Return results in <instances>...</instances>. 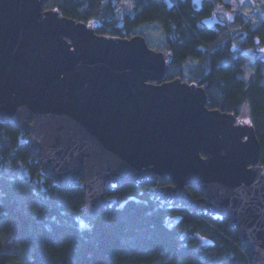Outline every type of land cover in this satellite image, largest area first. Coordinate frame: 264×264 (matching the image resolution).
Here are the masks:
<instances>
[{
  "label": "water",
  "instance_id": "95a60500",
  "mask_svg": "<svg viewBox=\"0 0 264 264\" xmlns=\"http://www.w3.org/2000/svg\"><path fill=\"white\" fill-rule=\"evenodd\" d=\"M43 1L0 0V122L21 130L43 176L83 188L81 220L90 227L115 205L108 193L149 185L156 201L228 220L253 264H264V165L254 125L208 107L204 85L167 79L171 49L150 48L143 34H99ZM217 21L202 19L208 27Z\"/></svg>",
  "mask_w": 264,
  "mask_h": 264
},
{
  "label": "trees",
  "instance_id": "16d2710c",
  "mask_svg": "<svg viewBox=\"0 0 264 264\" xmlns=\"http://www.w3.org/2000/svg\"><path fill=\"white\" fill-rule=\"evenodd\" d=\"M43 2L44 9H59L77 21L98 22L99 34L131 36L141 25L159 23L165 47L174 52L167 79L180 76L204 85L208 107L238 117L247 107L264 165L262 63L248 80L241 77L248 62L242 50L254 46V34L264 42V20L256 28L240 17L234 22L242 24L240 29L208 27L202 19L213 14L216 0L197 5L193 0H134L120 27L112 0ZM21 136L18 128L0 122V240L5 238L0 264H14L18 255L27 264H253L228 220L216 222L156 201L146 184L125 183L108 193L115 205L88 226L81 220L83 188H61L43 176ZM198 234L213 238V245L202 246Z\"/></svg>",
  "mask_w": 264,
  "mask_h": 264
},
{
  "label": "rangeland",
  "instance_id": "374dc122",
  "mask_svg": "<svg viewBox=\"0 0 264 264\" xmlns=\"http://www.w3.org/2000/svg\"><path fill=\"white\" fill-rule=\"evenodd\" d=\"M169 4H172L173 0H167ZM214 2V0H211ZM112 3L116 10V16L118 20V26H123V18L126 13H131L134 10V0H112ZM215 11L212 15H215L218 19L216 25L217 28L224 26H231V28L236 27L240 29L242 24L234 23L236 18L240 17L243 19L244 23L251 24L254 26L257 22H261L264 19V0H216ZM90 24H95L98 27V22L92 21ZM159 23H146L136 28V32L130 34L131 36L138 33L143 34L146 37L147 43L152 49L165 50V43L163 40L162 28H160ZM254 28V27H253ZM244 36V35H241ZM234 46L238 47L236 42L233 43ZM261 45H254L242 50L248 58V62L243 65L241 77L248 80L255 68L262 63L264 69V62L262 61L263 53L260 52ZM264 73V70H263ZM264 76V75H263ZM187 80V79H184ZM189 81V80H187ZM248 108L243 109L242 115L238 118V122L250 123ZM42 182V179H41ZM0 241H5V238L1 237ZM14 253V252H13ZM15 254V253H14ZM14 264H27L25 258L22 260L21 257L15 256Z\"/></svg>",
  "mask_w": 264,
  "mask_h": 264
},
{
  "label": "flooded vegetation",
  "instance_id": "af4514ba",
  "mask_svg": "<svg viewBox=\"0 0 264 264\" xmlns=\"http://www.w3.org/2000/svg\"><path fill=\"white\" fill-rule=\"evenodd\" d=\"M264 20V19H263ZM263 20L261 21V22H257V24H255L254 26H252V27H254V28H256V27H258L262 22H263ZM257 37L259 38V41H257ZM253 45H257V46H259V45H261V48L262 47H264V42H262V40H261V38H260V36L259 35H257V34H254V44ZM261 48H260V52L261 53H263L262 51H261ZM263 55V54H262ZM263 57H264V55H263ZM262 61L264 62V60H263V58H262ZM260 64H261V62H260ZM211 108V107H210ZM237 116V115H236ZM240 117V116H239ZM238 116H237V121H239V118ZM252 124V123H251ZM156 183L154 182V184L153 185H155Z\"/></svg>",
  "mask_w": 264,
  "mask_h": 264
},
{
  "label": "bare ground",
  "instance_id": "6f19581e",
  "mask_svg": "<svg viewBox=\"0 0 264 264\" xmlns=\"http://www.w3.org/2000/svg\"><path fill=\"white\" fill-rule=\"evenodd\" d=\"M16 128V127H15ZM18 130H19V128H18ZM21 131V130H20ZM22 133V132H21Z\"/></svg>",
  "mask_w": 264,
  "mask_h": 264
}]
</instances>
